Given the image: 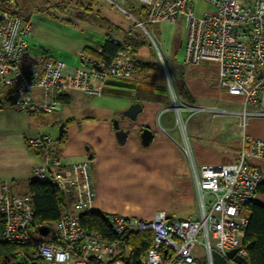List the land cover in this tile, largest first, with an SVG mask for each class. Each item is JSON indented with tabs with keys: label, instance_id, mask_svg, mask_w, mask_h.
Wrapping results in <instances>:
<instances>
[{
	"label": "built area",
	"instance_id": "1",
	"mask_svg": "<svg viewBox=\"0 0 264 264\" xmlns=\"http://www.w3.org/2000/svg\"><path fill=\"white\" fill-rule=\"evenodd\" d=\"M136 1L146 8V24H176L184 20L185 63H216L220 87L232 96L241 97L243 110L229 112L185 104L171 90L174 101L171 110L182 133V150L196 186L199 215L180 219L158 212L152 221L113 215L109 217L110 226L117 236L152 233L151 245L139 264H201L195 253L198 246L204 250L207 264H213L214 250L225 258L229 251L236 250L247 259L243 244L248 226L245 205L254 199L264 180L255 164L264 162V140L244 138L240 158L235 163L197 166L186 123L200 113L239 115L244 125L250 117H264V109H259L264 106V0H200L210 7L200 16L196 15L192 0ZM133 20L146 31L144 22ZM127 36L112 39L119 49L110 60L102 57L101 49L94 54L80 50L82 66L72 72L65 71L62 61L53 60L46 61L40 69L31 52V25L0 10V87L11 92V96L2 100L41 115L61 111L63 96L69 91L100 97L109 78L133 77L138 58ZM168 85L172 89L169 78ZM29 145L41 149L46 156L45 162L33 170L35 179L57 185L65 198H73L74 208V212L64 213L56 225L58 243L39 242L37 255L45 264H130L118 241L103 240L80 224V215L91 210L90 164H72L64 171L49 136L39 135ZM0 211L6 221L5 240L29 245V226L34 216L31 197L14 195L2 183ZM19 259L21 264H31L26 252H21Z\"/></svg>",
	"mask_w": 264,
	"mask_h": 264
},
{
	"label": "crops",
	"instance_id": "2",
	"mask_svg": "<svg viewBox=\"0 0 264 264\" xmlns=\"http://www.w3.org/2000/svg\"><path fill=\"white\" fill-rule=\"evenodd\" d=\"M92 1L86 8L88 17L78 15L75 20L67 18L61 9L49 11L28 3L19 8L11 1L17 13H21V16L14 15L30 24L32 29L31 19L35 12L56 16L58 20L66 21L71 28L81 29L78 34L85 44L76 51L53 53L41 47L35 56L32 53L40 69L46 61L53 60L62 61L65 71L72 72L82 66L78 51L92 54L108 39L119 37L116 34L118 23L104 12L107 8L102 9L101 6L96 9V2L99 3V0ZM109 1L118 8L121 7L118 2H121L133 9L140 20L136 17L133 19L144 22L146 26V13L141 8H132L131 4L128 5L129 0ZM92 14L94 16L90 18ZM148 25L155 28L153 31L159 45L178 47L179 43L174 39L170 28L174 24L161 22ZM128 31L129 29L123 30L122 37ZM33 37L30 41L33 48L31 52L38 45ZM154 69L157 67L148 70ZM141 72L146 71H135L133 77L127 80L109 78L100 97L69 91L63 96L61 111L41 115H36L27 107H14L8 100H2L4 96H11V92L0 87V104L3 106L0 108V127L11 122L17 125L12 141L9 137L0 135L1 184L6 183L14 195H28L29 183L36 180L33 170L41 166L46 157L41 149L31 147L29 141L44 135L54 141V153L61 158L64 171L72 164H90L91 212L109 217L123 215L142 221H152L158 212L180 219L197 217L199 202L196 186L189 160L182 150L183 138L176 125V115L169 110V91L163 80L140 79L138 75ZM171 72L178 84L184 85L192 97L191 103L181 100L183 103L229 112L243 110L242 98L232 96L220 87L216 63L190 65L183 61L182 64L173 66ZM94 84L98 85L97 82ZM175 92L177 94L176 90ZM152 93L166 95L168 103L150 101ZM134 103H141L143 111L133 122L122 117L121 112ZM5 108L7 110L3 112ZM259 109H264V106H259ZM116 119L120 121L122 128L131 129V134L124 143H119L115 135L112 122ZM61 124H64V131L60 137ZM143 128L154 133L149 146L142 144L140 131ZM188 134L197 166L235 163L240 158L244 138L264 140V117H250L244 125L239 115L200 113L191 121ZM255 164L264 174V162L256 161ZM66 200L65 213L74 212L73 198L67 197ZM17 261H20L19 256Z\"/></svg>",
	"mask_w": 264,
	"mask_h": 264
},
{
	"label": "trees",
	"instance_id": "3",
	"mask_svg": "<svg viewBox=\"0 0 264 264\" xmlns=\"http://www.w3.org/2000/svg\"><path fill=\"white\" fill-rule=\"evenodd\" d=\"M10 0H0V10L9 9ZM11 5V4H10ZM10 11L16 14V9ZM143 13H146V8L141 7ZM21 16V15H20ZM127 36V34H126ZM140 35L129 32L127 39L135 55H138V50L145 45L151 46L149 41ZM113 39V38H112ZM112 39H108L100 48L102 50V57L107 60L112 59L118 51V46L113 44ZM148 42V43H147ZM94 54L95 52H91ZM153 65L138 61L135 71H144L153 69ZM134 71V72H135ZM176 91L185 103H191L192 97L188 89L184 85H177ZM166 95L159 93H152L150 101H162L168 103L165 99ZM2 108L3 106H1ZM1 186V182H0ZM28 195L32 200V207L34 210L33 221L29 226L31 243L25 245L23 243H11L5 240V217L0 211V264H21L18 256L21 252H26L31 264H45L43 260L37 255L36 246L41 241H48L57 244L56 225L62 215L65 213L67 203L66 198L59 190L57 185L32 180L29 183ZM245 213L248 217V226L243 238V244L247 251V259L249 264H264V180L259 185L254 199L245 205ZM101 213L85 212L80 215V224L84 229L98 233L103 240L118 241L122 250L130 254L126 255L130 258V264H139V259L144 255L151 245L153 235L151 232L139 234H124L117 236L111 226L110 221ZM42 226H48L52 229L51 233L42 237L38 233V229Z\"/></svg>",
	"mask_w": 264,
	"mask_h": 264
},
{
	"label": "rangeland",
	"instance_id": "4",
	"mask_svg": "<svg viewBox=\"0 0 264 264\" xmlns=\"http://www.w3.org/2000/svg\"><path fill=\"white\" fill-rule=\"evenodd\" d=\"M12 3L16 6L23 7L24 4L28 3L31 6H35V8H41V9H47L49 11H55L58 9H61L62 12H64V15L67 18H77L78 15L87 16L88 12L86 8L89 6L92 0H10V4ZM96 2V0H93ZM92 1V2H93ZM117 2L119 0H116ZM130 3L128 2V5L130 4L133 6L132 8L135 9V6L138 8H141L142 6L136 1V0H129ZM121 7H116L113 5L109 0H99V3L96 2L97 6L95 7L96 9L102 6V9L104 12H107V16L118 23L119 29L117 30L116 34L117 39L120 38L122 39L123 37V30H128L127 34L131 31H135L136 34L140 35L141 37H146L145 39L149 41L151 46L145 45L144 47L140 48L138 50V61L142 62H149L154 65V67L157 69L154 70H145V73H139L138 77L140 79L146 78L147 80H163L170 95V107L169 109L171 110L172 107L174 106V101L172 98V91H175V87L178 85V81L172 74L173 66L182 64L184 61V45L187 39V31L185 27L184 20H179L176 24L172 25L170 28L173 31V37L175 40L178 41L179 45L177 46H172V48H169L164 46L163 44L159 45V42L157 41V35L153 31L155 29L154 27L146 24L145 28L150 31V36L152 37L153 41L155 42L157 48L151 41L150 36L146 33L145 30L142 28L138 27L134 20L133 17H136L138 20L139 15H137L133 9L128 8L127 5L124 3L118 2ZM195 13L197 16L202 15L205 13L210 7L209 5L200 0H192ZM9 4V9L3 10L4 12H10L14 11V7L12 6L13 4ZM23 5V6H22ZM95 9V10H96ZM109 11V12H108ZM126 11V13H125ZM140 11V10H139ZM138 11V12H139ZM128 13V15H127ZM141 13V12H140ZM18 16L21 15L20 12L16 13ZM106 14V13H105ZM56 15V13L54 14ZM93 14L90 15V18H93ZM79 17V16H78ZM88 17V16H87ZM75 20V19H74ZM73 20V21H74ZM31 23L33 24V32H34V37L33 40H35L38 45L34 47V50L32 51L33 55L35 56L37 51L41 49V47H44L45 49H49L53 53H60L62 52H73L78 50L79 47L83 46L85 44V41L83 38L79 36L78 33H81V29L77 28H71V26L66 22V21H60L56 18V16H51L49 14H44V13H39L35 12L32 16ZM90 26V25H89ZM130 27V28H129ZM148 43V42H147ZM33 49V48H32ZM168 49L169 51H167ZM167 69V73L165 71V67ZM168 78L170 80L171 88L168 85ZM159 79V80H158ZM172 90V91H171ZM7 109L5 108L3 112H5ZM173 111V110H171ZM2 114V111H1ZM175 115V114H174ZM195 116L192 118L194 119ZM192 118L189 119V121L186 123V134L187 137H190L188 134V127L193 120ZM176 119V116H175ZM192 119V120H191ZM134 122V121H133ZM17 129V125L13 122L7 124V125H2L0 127V135H4L9 137V139L12 141L14 139V132ZM180 129V128H179ZM191 143V141H190ZM192 146V145H191ZM196 256L198 261L201 264H207V257L204 252V250L201 247L196 248ZM130 254V251L127 249L126 255ZM125 255V256H126ZM225 264H234V262H230L229 260L225 262Z\"/></svg>",
	"mask_w": 264,
	"mask_h": 264
},
{
	"label": "water",
	"instance_id": "5",
	"mask_svg": "<svg viewBox=\"0 0 264 264\" xmlns=\"http://www.w3.org/2000/svg\"><path fill=\"white\" fill-rule=\"evenodd\" d=\"M155 47L157 48L155 42L151 40ZM143 111V105L141 103H134L128 109L121 112L122 117H127L133 121L137 120L138 115ZM115 135L119 143H124L128 136L131 134V129H124L120 125L119 120H114L112 122ZM64 131V124L60 126V137ZM140 138L144 146H149L154 138V133L148 129L143 128L140 131ZM109 219V216L107 217ZM52 229L48 226H42L38 229V233L42 237H46L51 233ZM213 264H225L226 261H232L236 264H249L248 259L237 254L236 250L229 251L227 253V258L221 255L218 251L214 250L212 252Z\"/></svg>",
	"mask_w": 264,
	"mask_h": 264
},
{
	"label": "flooded vegetation",
	"instance_id": "6",
	"mask_svg": "<svg viewBox=\"0 0 264 264\" xmlns=\"http://www.w3.org/2000/svg\"><path fill=\"white\" fill-rule=\"evenodd\" d=\"M125 129V128H124Z\"/></svg>",
	"mask_w": 264,
	"mask_h": 264
}]
</instances>
